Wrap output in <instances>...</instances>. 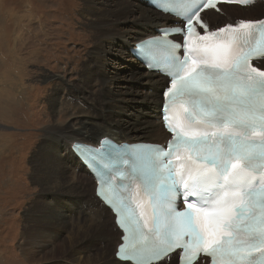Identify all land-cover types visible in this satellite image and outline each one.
Returning <instances> with one entry per match:
<instances>
[{
  "label": "snow or ice",
  "instance_id": "snow-or-ice-1",
  "mask_svg": "<svg viewBox=\"0 0 264 264\" xmlns=\"http://www.w3.org/2000/svg\"><path fill=\"white\" fill-rule=\"evenodd\" d=\"M222 2L255 0H154L179 24L163 30L172 41L136 46L166 77L167 143L107 146L97 197L116 216L115 264H167L173 251L179 264H264V18L210 23Z\"/></svg>",
  "mask_w": 264,
  "mask_h": 264
},
{
  "label": "bare ground",
  "instance_id": "bare-ground-1",
  "mask_svg": "<svg viewBox=\"0 0 264 264\" xmlns=\"http://www.w3.org/2000/svg\"><path fill=\"white\" fill-rule=\"evenodd\" d=\"M84 1L88 28L94 31L93 46L81 67L79 81L57 87L75 98V104L64 123L48 129L47 140L35 160L38 167L35 181L42 188L39 196L46 212L32 223L37 226L41 223L48 232L44 236L38 228V233L34 229L37 239L45 241L33 246L36 251L48 242L52 245L48 251L51 256L60 254L62 261L68 260L66 264H115L113 253L119 230L112 214L96 197V183L73 152L72 143L85 141L98 145L103 136L119 141L166 137L162 125L148 110L149 106L154 107L153 103L160 105V94L143 93V89L156 88L162 80L145 72L129 54L136 41L150 34L154 25L159 27L164 22L143 0ZM262 3L249 11L260 10ZM62 99L59 93L49 98L51 110L56 114L60 113ZM60 130L62 134H58ZM27 234L23 235L25 243Z\"/></svg>",
  "mask_w": 264,
  "mask_h": 264
},
{
  "label": "rangeland",
  "instance_id": "rangeland-1",
  "mask_svg": "<svg viewBox=\"0 0 264 264\" xmlns=\"http://www.w3.org/2000/svg\"><path fill=\"white\" fill-rule=\"evenodd\" d=\"M85 14L84 0H0V264L68 261L51 256L48 242L44 249L34 248L45 241L34 231L48 232L41 223L33 224L46 212L35 160L48 129L64 123L75 104L57 87L79 81L93 46L94 31ZM58 93L63 103L56 114L49 98ZM24 233H29L26 243Z\"/></svg>",
  "mask_w": 264,
  "mask_h": 264
},
{
  "label": "trees",
  "instance_id": "trees-1",
  "mask_svg": "<svg viewBox=\"0 0 264 264\" xmlns=\"http://www.w3.org/2000/svg\"><path fill=\"white\" fill-rule=\"evenodd\" d=\"M257 14H259V10H258Z\"/></svg>",
  "mask_w": 264,
  "mask_h": 264
}]
</instances>
